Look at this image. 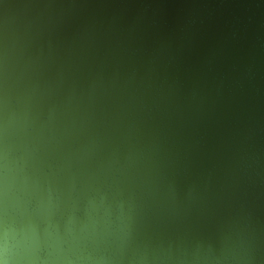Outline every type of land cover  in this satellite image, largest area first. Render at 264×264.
Here are the masks:
<instances>
[{
  "label": "water",
  "instance_id": "1",
  "mask_svg": "<svg viewBox=\"0 0 264 264\" xmlns=\"http://www.w3.org/2000/svg\"><path fill=\"white\" fill-rule=\"evenodd\" d=\"M0 264H264V0H0Z\"/></svg>",
  "mask_w": 264,
  "mask_h": 264
}]
</instances>
